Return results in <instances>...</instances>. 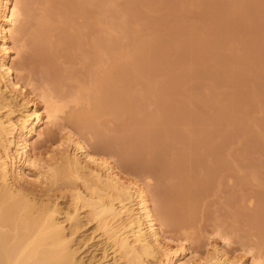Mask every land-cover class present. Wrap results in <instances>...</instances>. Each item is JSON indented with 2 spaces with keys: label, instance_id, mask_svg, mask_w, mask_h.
<instances>
[{
  "label": "bare ground",
  "instance_id": "6f19581e",
  "mask_svg": "<svg viewBox=\"0 0 264 264\" xmlns=\"http://www.w3.org/2000/svg\"><path fill=\"white\" fill-rule=\"evenodd\" d=\"M232 1L231 6L236 3ZM34 2L0 0V264H264V211H260L264 204L258 208L260 214L255 210L248 216L261 237L257 253L248 246L240 255L230 253L232 240L219 226L214 233L221 243L210 245L203 256L184 240L167 236V227L191 226L215 174L229 168L224 146L231 136L217 143L215 130L217 125L232 128L233 118L216 110L209 116L219 100L207 106L209 112L195 116L189 100L175 98L178 90L153 59V49L163 37L156 38L154 47L138 41L137 46L119 50L115 37L122 30L110 25L111 1L100 9L104 14L110 6L109 19L101 14L95 20L90 19L91 0H60L59 8L54 0H44L45 4L36 0L43 5L38 11ZM255 2L253 6L259 5ZM222 14L229 21V14ZM75 15L95 25L96 54L85 49L87 26L76 29ZM216 29L212 34L222 33ZM191 36L201 42L189 43L191 52L196 54L198 48L199 55L192 53L191 58L212 50L202 46L203 35ZM213 41L207 46L217 45ZM28 42L34 56L44 61L40 78H35L31 57L24 54ZM70 44L84 57L95 59L87 70L90 85L81 86L82 94L80 90L64 94L65 77L53 72L61 57L58 46ZM156 83L159 94L151 99L159 110L145 115L146 100L134 86L145 85L150 92ZM211 102L207 98L201 104ZM229 105L231 113L233 102ZM112 120L121 124L115 132L106 125ZM113 127L110 130H116ZM53 128L59 131L58 138H53L49 150L37 152L36 144ZM205 144L211 145L206 159L197 151ZM152 179L169 183V188L164 186L168 193L152 188ZM86 247L93 248L87 263L81 256Z\"/></svg>",
  "mask_w": 264,
  "mask_h": 264
},
{
  "label": "rangeland",
  "instance_id": "374dc122",
  "mask_svg": "<svg viewBox=\"0 0 264 264\" xmlns=\"http://www.w3.org/2000/svg\"><path fill=\"white\" fill-rule=\"evenodd\" d=\"M39 1L41 0H37V2ZM42 1V3L45 4L44 0ZM110 1L112 3L110 5H113L114 8H112V10L109 6L108 9L111 10H109L110 13L113 11L112 16L114 14L116 17V19H114V16H111L109 21L111 22L113 18L112 21L114 24H112V22L110 25H115V28L123 32H119L121 33H118L119 35L114 32V35H118L116 37L113 35V37L117 38L119 41V50H126L134 46V44L137 46L138 41L141 43L143 42L144 45L146 44L145 47H148V45L153 46V43H156V38L163 37V39L159 40H164L163 43L161 42L159 45L155 44L156 46H153L154 49L152 47L154 53L153 59L157 63V67L164 73V78L168 83L174 84V87L178 90L175 92V98L181 99L183 97L184 101L189 100L194 105H192L193 107L191 106L192 109L191 107L190 109L194 111L193 115L195 116L196 114L201 116L204 115V113L210 109V107L207 106H215L217 102H220L218 106H215L216 108L213 107L214 109L212 112L208 111L210 113L209 116L220 112V115L227 113V116L228 114L230 115L228 117L233 118V124H231L233 129L230 125L228 127H224L227 126L224 125L219 128L217 126L222 125H217L215 130L216 142L221 139V137L228 138L231 136L227 145L224 146V157L227 159L226 161L228 162L229 168L219 170L218 173L215 174L209 190L203 195L199 203L196 219L190 224L191 226H186L182 229L175 226L167 227V236L171 237L174 241L184 240L185 244L191 247V250L203 256L207 253L210 245L221 243L219 241L220 238L214 233V230L220 227L219 229L222 230L223 233L229 234L228 236L232 240V244L228 248L230 253L240 255V252L243 253L242 249L247 248V246L248 248L254 247V251L261 250L260 234L257 228H255L256 225L248 219L250 218L249 215L252 216L254 214L253 212L255 210L259 212V214L264 211L263 208L262 210L260 209L261 212L258 210V208H261L262 204H264V0H257L256 2L259 1V5L254 4V6L252 5L253 3H251L253 0H247V2L246 0L244 2L242 0H151L152 2L149 0L152 4L147 3L148 0H117L120 4H116V0H114L115 2L112 0ZM110 1L101 0L100 2V0H91V5L94 9L92 10L91 8L90 19L95 20L98 17L101 19V14L103 16L106 15L108 17L107 19H109L110 15H107V13H109L107 7ZM231 1L232 4L234 2L238 4L236 5L235 3L236 6L233 4L236 8L230 5ZM37 2L36 0L34 2L35 11L41 9L39 8L37 10V7H43L41 2L40 5ZM54 4L59 8L60 0H54ZM105 5L107 6L106 12L104 11L103 14L101 10L105 9ZM119 5L121 6V10L118 12ZM209 6H212V8ZM238 6L239 9L243 10L241 12L242 14L238 13ZM114 9L119 14L114 11ZM230 9H233V14L237 13L235 14L236 18L231 14ZM92 11L95 13L99 11L101 13L96 14L97 16L92 18V16H94L93 14H95ZM218 11L221 15H223L222 12L226 13V15L230 12L229 21L227 16L224 15V17H222L218 14ZM119 16L123 17L124 20H118L117 18ZM74 18V27L76 29L82 26L84 27L85 25L87 26V28L84 29L86 30L85 34L87 41L85 49L92 54H96L97 50L92 45L93 32L96 30V27L93 25L92 20L81 18L77 15H75ZM105 19L104 17L103 20ZM230 19L232 21L233 19L235 20L232 22ZM210 25L219 26L220 28L218 27V29H216L215 26H213V28ZM230 25H232V27ZM209 27L213 30L208 29ZM214 29H222V33H215L216 35L214 33L212 34ZM132 31L133 34L138 35L133 36L131 34ZM96 32L94 34H96ZM191 34L198 38L199 35H203V37L201 36L200 38H205V40L208 39V41L206 40L207 42H203L202 39V44H204L202 46H205V50H207V47L212 50L206 51V55L203 56L204 59L202 57L203 54H200L205 53L203 51L199 53L201 58L198 57V48L197 51H194L196 50L195 48L193 49L196 54L191 52V48L193 47L189 44L193 41L191 39ZM132 38L135 39L133 40ZM69 40L74 41L75 38L69 37ZM197 40L198 39L194 38L195 43H200L201 45V42H197ZM209 40L216 41L217 45H215L213 41L210 42L213 43V45L207 46ZM159 41L157 42L159 43ZM195 43H193V45H195ZM72 44L69 46H58V53L61 57L57 60L60 59V62H57L58 68L56 67L55 70L53 69L54 73L57 70L56 74L58 75V71H60L61 73L59 72V76L65 77L62 79V84L65 86L64 94L79 90L81 93L83 91L81 89L82 85H90L91 78L87 70L88 67L93 68L95 65L94 56L93 58L91 56L84 57L79 50L71 46ZM189 46H191L190 49ZM214 46L215 48H213ZM26 47L24 54L25 56H30V62L32 61L30 69L34 73L35 78H40L41 75L39 74L43 68L44 61L41 62L40 57L34 56L33 48L29 42ZM194 47L197 46L195 45ZM203 49L202 47L201 50ZM201 50L199 49V51ZM192 53L198 55L194 56L196 57L195 60L197 57L198 59L200 58V60L197 59L198 62H196V60L195 63L193 60V63L190 64L189 60L191 61L192 58H194H191L193 55ZM165 54L166 56H163ZM231 69L233 70L232 73ZM159 78L161 77H156L154 81L159 82L157 81ZM166 80L165 82H167ZM85 82L88 83L85 84ZM158 86L159 83L153 85L150 92L145 88V85H140V87L134 86L139 91L140 97L146 100L142 111L144 114L146 112L156 113V111L159 110V107L155 105L153 99H151L153 95L159 94ZM58 95L61 96L63 94L60 93ZM83 97L86 98V92ZM207 98L211 101L213 100V102L208 105H205V103L201 104L202 100L205 102ZM215 100L219 101L216 102ZM231 102H233V111L230 113L229 107H231V105L229 104ZM215 110L216 112L213 113ZM148 114L152 115L150 113L145 115ZM206 116H208V113ZM197 117L200 118V116ZM113 121L114 120L106 122V125L109 131L115 132L120 128L121 124L116 120L117 122L114 121L116 122V126L114 123L112 125ZM122 122L123 121H121V123ZM123 123L127 124L128 122ZM108 124L111 125V127L114 126L113 128H116V130H110L111 127L108 126ZM58 136L59 131L53 128L50 134L43 137L42 141H38L36 144L37 152L49 150L53 144V138H58ZM216 142H214V144ZM210 149L211 145L205 144L199 147L197 151L200 156L206 159ZM143 178L144 177L140 176L138 179L142 181L144 180ZM167 184L170 185L164 181L156 179L151 180V186L155 185V187L152 188H157L159 191H161L160 189L162 188L161 192L168 193L166 188L169 187H167ZM164 186L166 188H164ZM263 214L264 212L261 214L262 218H264ZM90 232L91 228L89 227L85 233L89 234ZM92 250L93 248L89 247L82 250L84 253H82L81 256L85 258L84 261L86 263L91 257ZM262 252L264 253V250H262Z\"/></svg>",
  "mask_w": 264,
  "mask_h": 264
}]
</instances>
